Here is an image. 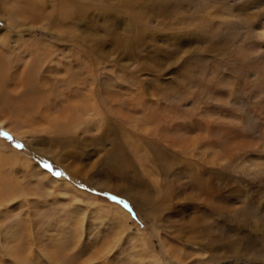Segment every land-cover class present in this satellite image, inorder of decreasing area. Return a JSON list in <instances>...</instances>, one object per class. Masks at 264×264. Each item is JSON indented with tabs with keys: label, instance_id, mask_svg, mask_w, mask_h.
<instances>
[{
	"label": "rangeland",
	"instance_id": "1",
	"mask_svg": "<svg viewBox=\"0 0 264 264\" xmlns=\"http://www.w3.org/2000/svg\"><path fill=\"white\" fill-rule=\"evenodd\" d=\"M0 120V264H264V0H0Z\"/></svg>",
	"mask_w": 264,
	"mask_h": 264
},
{
	"label": "bare ground",
	"instance_id": "2",
	"mask_svg": "<svg viewBox=\"0 0 264 264\" xmlns=\"http://www.w3.org/2000/svg\"><path fill=\"white\" fill-rule=\"evenodd\" d=\"M33 59V58H32ZM30 64V63H29ZM30 66V65H29ZM31 68V67H30ZM27 69H28V64H26L25 65V69H24V71L21 73V74H19L18 76H17V80H18V82H19V86H17V87H21V85H20V83H21V81H26L27 79L25 78L27 75H25L26 74V72H28L27 71ZM30 73V72H29ZM7 76V75H6ZM30 76V75H29ZM31 77V76H30ZM37 77V76H36ZM9 78V77H8ZM31 79H32V77H31ZM15 80V79H14ZM13 80V81H14ZM29 81V80H28ZM12 83V82H11ZM15 83V82H14ZM30 83V82H29ZM22 84V83H21ZM25 84V83H24ZM11 86V85H10ZM12 86H13V84H12ZM15 86V85H14ZM22 86H24L23 84H22ZM84 86V85H83ZM93 90V89H92ZM18 91H20V89H18ZM22 91H24L23 89H22ZM22 91H20V92H22ZM92 93V92H91ZM10 95V94H9ZM28 95L29 96H32V94L31 93H28ZM7 96V95H6ZM39 96V95H38ZM33 97H36V94H34L33 95ZM94 99V98H93ZM86 100V99H85ZM84 99H83V101H85ZM91 100V99H90ZM96 101H97V99H96ZM81 102V101H80ZM91 102L93 103V104H95L94 102H93V100H91ZM87 103V102H86ZM83 104V105H82ZM93 104H92V106H93ZM97 104V103H96ZM87 105H88V103H87ZM35 106H36V108H34V109H36V112L38 111V108L37 107H39V105H36L35 104ZM95 106V105H94ZM93 106V107H94ZM98 106V105H97ZM48 107V106H47ZM43 109H45V108H43L42 107V101L40 102V115H42V114H44V113H41V111L43 110ZM86 109V104L85 103H78V105H74L73 107H71V110H70V115H75L76 116V118H79V117H81L82 116V114L84 113V110ZM95 108H93V110H94ZM88 109H86V111H87ZM44 111V110H43ZM70 118H72V117H70ZM23 124H25V121H23L22 122ZM58 123H59V121H58ZM57 123V121L56 120H49L48 119V124L49 125H52V126H56V124H58ZM14 124V123H13ZM0 125H3V127L5 126L7 129H9V126L7 127V125L8 124H5L4 123V121H2V120H0ZM10 125V124H9ZM47 125V124H46ZM64 123H60V126H62L61 128H63L64 127ZM60 128V127H59ZM24 129H26V131H27V128H24ZM12 130H13V128H12ZM26 133V132H25ZM9 157V156H8ZM20 158V157H19ZM22 159V158H21ZM15 160V159H14ZM23 160V159H22ZM23 162H26L27 164H29L30 163V161H29V159L27 158V157H24V161ZM31 164V163H30ZM47 176V175H46ZM93 198V197H92ZM97 202V201H96ZM100 205H102V204H100ZM105 207H107L106 205L104 206V205H102V207L101 208H98L97 210H95V213H97V215L99 216V215H109V213H110V211L111 212H113V213H115L116 215L117 214H119V215H122L121 213H123L122 211H124V210H122L121 208L120 209H115V208H119V207H115V205H113V204H111V209H109L110 207L108 206L107 208H105ZM114 207V208H113ZM123 214H125V213H123ZM126 217V216H125Z\"/></svg>",
	"mask_w": 264,
	"mask_h": 264
},
{
	"label": "snow or ice",
	"instance_id": "3",
	"mask_svg": "<svg viewBox=\"0 0 264 264\" xmlns=\"http://www.w3.org/2000/svg\"><path fill=\"white\" fill-rule=\"evenodd\" d=\"M0 134L4 135V136L7 137L8 139H11V137H9L7 133H0ZM16 147H22V145L17 144ZM44 167H45V168H49V170H50V165H49V164L45 163V164H44ZM54 175H56V176H61V175H63V173H61V172H55ZM101 195H103V196H107L110 200L115 201V202L121 204L125 209L129 210L130 212L132 211V208H131V206L128 204L127 201L122 200V199H119L117 196L111 195V194H109V193H101Z\"/></svg>",
	"mask_w": 264,
	"mask_h": 264
}]
</instances>
